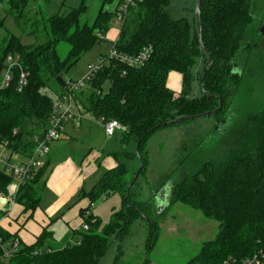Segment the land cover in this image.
I'll return each mask as SVG.
<instances>
[{"label":"trees","instance_id":"obj_1","mask_svg":"<svg viewBox=\"0 0 264 264\" xmlns=\"http://www.w3.org/2000/svg\"><path fill=\"white\" fill-rule=\"evenodd\" d=\"M44 1L7 2V12L17 25L24 30L31 25L33 33L42 32L36 43L25 46L14 35L0 36V74L9 55H19L21 67L30 72L28 85L19 91L20 67L14 66L12 83L0 89V136L9 138L17 152L32 153L34 145L29 138L43 132L52 113L53 100L42 89L54 80L60 91L65 90L58 77L65 78L85 52L97 44L108 43L111 48L130 55L152 45L153 53L140 68L110 60L79 94L85 112L94 119L104 122L115 119L127 127L117 133L123 149L109 153L115 166L90 191L81 192V197L88 198L90 203L102 195L120 193L121 209L113 211L110 223L101 233L100 219L91 213L89 203L80 208V216L90 228L78 230L81 238L76 244L58 250L44 248L45 239L51 236L46 227L35 243L23 244L7 264H100L114 240L119 242L121 253L122 241L138 218L149 224L151 249L160 235L165 214L163 211L156 217L150 200L142 199L135 190L136 181L127 178L129 166L125 158L136 153L129 152L124 145L131 140L138 143L143 172L149 163L148 140L160 129L177 124L175 121L180 117L187 116L180 121L183 122L214 110H218L215 114L218 122L222 121L243 82L241 68L246 57L258 46L251 28L255 0H201L203 44L196 14L192 20L187 16L175 18L169 10L172 0H136L118 26L119 35L113 42L105 36L116 23L117 8L125 0H99L100 7L92 20L88 16L87 0L66 13L47 16L42 10ZM32 3L36 5L33 15ZM113 3V9L106 8ZM61 43L67 46L64 52L59 49ZM210 55L211 63L204 72L195 75L193 67L197 58L204 56L206 64ZM171 72L182 75L180 92L168 85ZM195 78L206 94L190 98ZM106 81H110L108 90L104 89ZM51 163L48 156L45 165L16 196V202L24 207L23 212H30L28 219L41 205L47 186L45 175ZM11 182L12 177L0 170V195H7ZM176 203L219 222L216 236L205 241L188 264H223L230 256L245 257L264 249V108L251 113L237 133L194 172L181 176L168 208ZM16 235L0 228V238L4 241L13 240ZM120 253L114 264H118ZM0 255H3L1 244ZM143 264H149V259Z\"/></svg>","mask_w":264,"mask_h":264},{"label":"rangeland","instance_id":"obj_2","mask_svg":"<svg viewBox=\"0 0 264 264\" xmlns=\"http://www.w3.org/2000/svg\"><path fill=\"white\" fill-rule=\"evenodd\" d=\"M7 2L8 0L4 1L0 10V36L14 35L25 46L36 43L39 40L38 37L42 38V32L33 33L34 29L31 25L25 30L17 25L14 17L7 12ZM114 3L107 4L106 8L113 9ZM196 3L197 0H172L169 10L175 18L187 16L192 20L196 14ZM87 4L90 8L88 16L92 20L100 7V1L87 0ZM31 5L30 12L33 15L36 5L33 3ZM81 5L82 0H45L42 3V10L45 16L63 14ZM252 13V36L258 46L246 57V62L241 68L243 82L222 121L219 123L216 115L212 114L160 129L148 140L149 163L143 172L141 169L144 163L137 153L138 143L131 140L124 145L129 152L136 153L134 156L125 158L129 166L127 178L136 181L135 190L140 192L142 199L150 200L154 215L157 217L164 211L165 216L160 224V235L151 249L148 245L149 224L147 220L138 218L132 225L131 233L122 241L121 253L119 242L114 240L100 264H114L119 253L118 264H143L147 259L149 264H188L200 251L202 244L216 236L219 222L207 219L201 211L181 203H176L170 209L168 205L171 203L174 186L181 176L194 172L205 160L218 152L224 141L237 133L251 113L264 108V31L262 29L264 0L254 1ZM118 26L117 23L113 25L105 36L107 40L118 36ZM40 29L42 30V25ZM59 49H63L64 52V49H67L66 44L61 43ZM110 49L108 43L95 45L81 56L66 76L83 77L88 72V64H96L98 58L108 54ZM204 67L205 58L199 56L193 72L198 76ZM49 85L42 91L52 100H56L58 94L55 91L60 87L54 80L50 81ZM168 85L172 90L180 92L183 85L182 75L171 72ZM109 87L110 81H106L104 89L108 90ZM202 95L200 81L195 78L189 97ZM121 149L123 144L120 135L106 138L102 123L89 113H85L80 129L76 130L68 125L66 134L61 133L59 139L51 145L53 162L45 178L52 182L58 170L63 168L60 170L66 173L60 183L61 188H65L74 184L82 173L81 192L83 190L88 192L108 170V164L112 161L109 153ZM71 191L73 189L62 198L55 188L50 186H47L43 192L40 210L46 212L59 207L62 200L69 196L68 201L62 204L60 210L52 216L56 221L51 228L53 231L51 236L45 239L46 248L62 249L76 244L81 238V234L76 230L82 228L84 219L74 209L78 207V204L90 203V201L88 198H82L81 192L71 194ZM122 205L123 198L120 193L102 195L95 199L91 211L100 219L99 232H104L110 223L113 211L121 209ZM8 262L9 258L0 255V264Z\"/></svg>","mask_w":264,"mask_h":264},{"label":"built area","instance_id":"obj_3","mask_svg":"<svg viewBox=\"0 0 264 264\" xmlns=\"http://www.w3.org/2000/svg\"><path fill=\"white\" fill-rule=\"evenodd\" d=\"M5 0H0V10ZM136 0H125L117 8V21L120 26L132 4ZM153 53V46H145L139 54L130 55L112 47L110 52L98 58L96 64H88V72L80 78L65 77L67 87L59 91L57 99L53 100V110L46 122V126L41 133H35L30 136L29 141L34 145L30 155L17 152L12 147L9 138L0 136V170L12 177V182L7 186V195L2 196L5 202L15 204L16 196L24 184L30 181L35 173L45 165L51 151V145L59 139L61 133L65 130L67 123H72L76 128L82 125L84 106L79 98V94L87 89L96 77L97 73L110 60H116L131 68H140L147 64ZM19 55H9L5 62V67L0 74V89L8 88L14 79V66L20 67L18 78V90L22 91L29 81L30 72L23 69L20 65ZM126 74V71H123ZM104 128L107 138H113L117 133L127 129L118 120L100 121ZM18 135V130H14V136ZM94 203H90V210ZM89 211L86 213L88 214ZM1 226V222H0ZM87 223L82 224L83 230H89ZM0 244L3 250V256L11 258L21 248V241L14 238L10 241H4L0 238ZM223 264H264V249H260L251 255L245 257H228Z\"/></svg>","mask_w":264,"mask_h":264},{"label":"crops","instance_id":"obj_4","mask_svg":"<svg viewBox=\"0 0 264 264\" xmlns=\"http://www.w3.org/2000/svg\"><path fill=\"white\" fill-rule=\"evenodd\" d=\"M118 35H119V31H118ZM117 38H118V36L116 38H112V39L109 38L108 40L107 39L106 40L109 42H113ZM59 91L60 90H56L55 92L58 93ZM85 113L86 112L84 111L83 114H85ZM68 125H71L76 130L81 128V127L76 128L74 126V124L67 123L65 125V130L62 133V135L66 134V128L68 127ZM104 136L106 137L105 133H104ZM57 149H60V148H57ZM51 151H50L49 157L53 162V157H52ZM111 160L113 162L111 161L108 164V169L114 167L116 164L114 162L115 160L113 157ZM60 169H63V168H60ZM60 169L58 170L57 176H55V178L52 182H49V179H46L47 186L55 188V190L60 194L61 198H62V196H65L67 193H69L71 189H73V191H71V194L73 192H75V193L81 192V188L83 186V185L81 186V184H82V180H81L82 173L80 174L79 177L77 176L78 178L76 177L77 178L75 181V183H77L76 185L74 183V184H71L70 186L68 185L65 188H61L60 181L62 178H64V175L66 172L64 170H60ZM59 173H61V174H59ZM80 180H81V182H79ZM68 199H69V196L62 200L59 207L53 208V209L49 210L48 212L40 210V207L37 208V210L34 212L33 217L31 219H28L30 212H28V213L23 212L24 207L22 205H20L17 202L15 204H11V203L5 202L2 198H0V222H1L0 228H3L4 230L8 231L11 234L17 233L16 238H18L21 241V247L23 244L31 245V244L36 242L37 237L42 233L44 228L48 227V231H50L52 234L53 231L51 230V228H52L54 222L56 221L55 218L54 219L52 218V216L54 214H56V212H58V210H60L59 208L61 207V205L65 204L68 201ZM88 204H89L88 202H85V203L82 202L81 204H78V207L75 208L74 211L77 212L78 215L80 216V208L85 207ZM91 213H92V211H91ZM81 229L82 228L80 227V229H77L76 231L78 232V230H81ZM44 248H46V247H44ZM48 249L55 250V249H52L51 247H49Z\"/></svg>","mask_w":264,"mask_h":264},{"label":"water","instance_id":"obj_5","mask_svg":"<svg viewBox=\"0 0 264 264\" xmlns=\"http://www.w3.org/2000/svg\"><path fill=\"white\" fill-rule=\"evenodd\" d=\"M200 4H201V0H197V3H196V16H197V20H198V23H199V34H200V41L201 43L203 44V30H202V26H201V9H200ZM263 31H264V24H263V27H262ZM204 47V46H203ZM212 61V56L210 55L209 56V60L208 62L205 64V67L203 69L202 72L205 71V69L208 67V65L211 63ZM58 81L62 84L63 87H67V84L65 83V80L63 77H58ZM203 90V89H202ZM203 92L206 94V92L203 90ZM210 96V95H209ZM218 110H214V111H210L208 113H204V114H201V115H196V116H193L194 118L196 117H201V116H206V115H212V114H216ZM185 118H187V116H183V117H180L178 118L175 122H180L182 120H184Z\"/></svg>","mask_w":264,"mask_h":264}]
</instances>
